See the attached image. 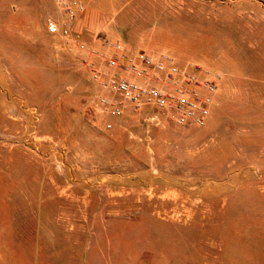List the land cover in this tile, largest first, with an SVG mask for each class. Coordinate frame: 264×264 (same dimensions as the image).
<instances>
[{"label": "rangeland", "instance_id": "1", "mask_svg": "<svg viewBox=\"0 0 264 264\" xmlns=\"http://www.w3.org/2000/svg\"><path fill=\"white\" fill-rule=\"evenodd\" d=\"M84 1L90 50L169 55L219 89L204 126L92 115L104 92L48 31L54 1L0 0V264H264V0ZM91 219L115 257H51Z\"/></svg>", "mask_w": 264, "mask_h": 264}, {"label": "built area", "instance_id": "2", "mask_svg": "<svg viewBox=\"0 0 264 264\" xmlns=\"http://www.w3.org/2000/svg\"><path fill=\"white\" fill-rule=\"evenodd\" d=\"M59 18H49L47 29L60 35L68 47L73 44L81 52L80 60L89 69L94 83L104 92L89 105L92 115L122 116L127 111L155 109L152 119L169 118L180 126H204L211 114L220 75L182 68L169 55L131 49L119 40L99 36L107 51L90 50L81 32L76 30L78 15L85 10L84 0H53ZM104 60L100 64L93 57ZM104 128L113 123L106 120Z\"/></svg>", "mask_w": 264, "mask_h": 264}, {"label": "crops", "instance_id": "3", "mask_svg": "<svg viewBox=\"0 0 264 264\" xmlns=\"http://www.w3.org/2000/svg\"><path fill=\"white\" fill-rule=\"evenodd\" d=\"M30 221H34V216H31ZM113 224L108 220L99 223L97 220L91 219L83 227H76L73 232L62 230L60 234L65 236L66 244L63 248L57 247L56 253L51 257H69L76 260L86 257V260L88 259L90 262L98 257H115ZM38 257L47 256L40 255ZM22 264H36L33 249L32 252H27L26 262L24 261Z\"/></svg>", "mask_w": 264, "mask_h": 264}]
</instances>
